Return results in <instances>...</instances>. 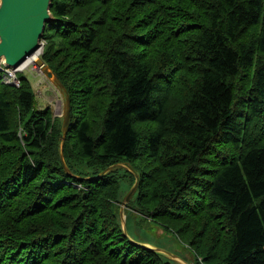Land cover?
Listing matches in <instances>:
<instances>
[{
	"label": "trees",
	"instance_id": "1",
	"mask_svg": "<svg viewBox=\"0 0 264 264\" xmlns=\"http://www.w3.org/2000/svg\"><path fill=\"white\" fill-rule=\"evenodd\" d=\"M50 10L40 57L68 92L70 123L62 140L27 78L16 88L0 69V264H177L130 242L108 211L118 173L130 186L133 173L86 178L115 162L139 172L130 206L194 263L264 264V0Z\"/></svg>",
	"mask_w": 264,
	"mask_h": 264
},
{
	"label": "water",
	"instance_id": "2",
	"mask_svg": "<svg viewBox=\"0 0 264 264\" xmlns=\"http://www.w3.org/2000/svg\"><path fill=\"white\" fill-rule=\"evenodd\" d=\"M52 0H0V64L6 68H17L21 66L29 57H32L41 49L42 37L46 25L58 20L50 10ZM34 65L42 74L50 80L63 96V110L59 115L61 120L62 140L64 139L70 123L69 95L65 86L60 82L54 71L45 63L42 58L36 55ZM63 143L60 144V156L65 170L70 173L62 152ZM117 168H124L134 174L135 180L126 194L123 196L120 208H118V224L123 235L133 244L140 247L161 253L177 264H194L191 253L186 248L174 247V251L157 246L145 241L136 231L134 226L132 232L128 228V214L123 205L130 202L131 197L136 193L139 183V172L126 162H115L107 166L99 174L88 176L87 179H98L104 174ZM161 234L160 236H164ZM170 237V236H169ZM171 238V237H170ZM171 241L168 243L170 244ZM180 246L178 242L175 241ZM171 245V244H170ZM171 247H173L171 245ZM185 250L188 256H183L178 252Z\"/></svg>",
	"mask_w": 264,
	"mask_h": 264
},
{
	"label": "rangeland",
	"instance_id": "3",
	"mask_svg": "<svg viewBox=\"0 0 264 264\" xmlns=\"http://www.w3.org/2000/svg\"><path fill=\"white\" fill-rule=\"evenodd\" d=\"M46 45H47V39H42L41 49L38 52L39 56H41V54L44 52ZM51 51H55V48H52ZM64 54H65L64 52L58 53L57 58L59 59ZM1 68H2V64H0V69ZM13 72H16L17 77H19L20 75L25 76L27 78L28 82L30 83L32 90L34 92V105L33 106L35 107V109L48 108L51 111V115L59 116L62 114L63 96L61 95L59 90L53 85V83L50 80H48L42 74L40 69L34 65L32 58L27 59L23 65L15 68L13 70ZM11 86L16 87L14 85H11ZM16 88H18V87H16ZM17 124H18V127H17L18 132L17 133H18V135L23 137L22 136V134H23L22 127L20 129L19 123H17ZM72 161L75 165V168L78 171L86 169V171L89 172V170H95L96 169V167H88L87 163L86 164L78 163L77 161H75L73 159H72ZM82 168H84V169H82ZM98 168L102 169L101 167H98ZM118 176H119V180H120L119 181L120 190H119V194L117 195V199L120 200L122 193L123 192L125 193L127 191L126 189L130 186L132 179H131V176L129 174H127L126 172L125 173L120 172V173H118ZM134 180H133V182H134ZM76 187L77 188L81 187V184L80 185L77 184ZM117 201L111 200V202L114 203V206H112L110 208V210H108L109 212H111V210H112V214L114 217H115L114 214L117 213L118 208H120V206H121V204L118 203ZM131 201H130V203L128 202V204L123 205V207L125 208V210L128 214V221H127L128 228L132 232V229L135 226L137 228L136 231L138 230V232L141 234V236L144 237L143 239L152 243L155 238H158L161 235V232L163 230L156 226V225H158V223L151 220L147 215H144L143 213L139 214L136 211V209H134V206H132V205L130 206ZM102 202L100 204H102ZM104 208H105V206H104ZM169 236L174 238L180 244V246H174L177 244ZM170 241H171L170 244L173 247H171V246L168 247L167 244ZM157 246L166 248L169 251H174V247L185 248L184 244L180 240H178L176 238V236H174L172 234V232H170V231L165 233V235L162 238V242L158 243ZM178 253L183 255V256L189 255V253H186L185 250H183V249L180 250Z\"/></svg>",
	"mask_w": 264,
	"mask_h": 264
},
{
	"label": "built area",
	"instance_id": "4",
	"mask_svg": "<svg viewBox=\"0 0 264 264\" xmlns=\"http://www.w3.org/2000/svg\"><path fill=\"white\" fill-rule=\"evenodd\" d=\"M14 69L5 68L4 74H3V81L7 84L18 87L20 85V81L16 75V72H13Z\"/></svg>",
	"mask_w": 264,
	"mask_h": 264
},
{
	"label": "bare ground",
	"instance_id": "5",
	"mask_svg": "<svg viewBox=\"0 0 264 264\" xmlns=\"http://www.w3.org/2000/svg\"><path fill=\"white\" fill-rule=\"evenodd\" d=\"M39 52V51H38ZM38 52L37 53H35L32 57H29V58H27V59H30V58H32L33 59V62H34V59L36 58V55H38ZM24 64V63H23ZM22 64V65H23ZM241 116V115H240ZM69 128V127H68ZM231 143H233V142H231ZM231 146V145H230ZM193 259V258H192ZM194 264H196V263H194Z\"/></svg>",
	"mask_w": 264,
	"mask_h": 264
}]
</instances>
